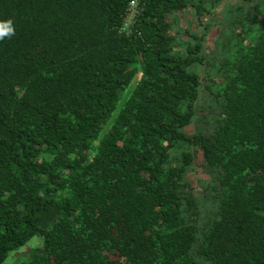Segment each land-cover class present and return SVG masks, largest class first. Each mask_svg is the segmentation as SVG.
I'll use <instances>...</instances> for the list:
<instances>
[{
    "label": "trees",
    "instance_id": "obj_1",
    "mask_svg": "<svg viewBox=\"0 0 264 264\" xmlns=\"http://www.w3.org/2000/svg\"><path fill=\"white\" fill-rule=\"evenodd\" d=\"M129 1L0 0V264H264V0Z\"/></svg>",
    "mask_w": 264,
    "mask_h": 264
},
{
    "label": "rangeland",
    "instance_id": "obj_2",
    "mask_svg": "<svg viewBox=\"0 0 264 264\" xmlns=\"http://www.w3.org/2000/svg\"><path fill=\"white\" fill-rule=\"evenodd\" d=\"M238 3L239 0H223L214 10L211 11L210 14H203V16L199 19V23L195 21L196 17L192 8H188L177 15L171 16L172 18L170 17L169 20L172 26V34L175 38H179V40L180 38L182 40H188V34H186L185 31H200L201 33H203L205 38L204 53L206 65H213L214 63H217L220 60L219 55L221 44L225 43V41L229 38V36L227 34H224V32L231 31L230 28L224 25L226 19L223 14L225 11L227 12L228 10H230L233 5ZM241 6H243V14L252 12L250 6H244L242 3ZM192 17H195V19H193ZM255 17L257 16L255 15ZM132 21V17L131 19L126 18V23L124 27L126 28L132 23ZM203 24L210 25L206 31L203 29ZM236 30H233V32H236ZM206 96L207 95L203 93V91H201L200 101L204 100L202 102H205ZM208 121V118L198 119L197 129L202 131L205 130V128L208 126ZM37 245H39V242L38 240H35L27 244L24 248L20 249L17 254H26L32 247H35ZM112 258L114 259V257ZM3 264H17L14 252L9 255V257Z\"/></svg>",
    "mask_w": 264,
    "mask_h": 264
},
{
    "label": "built area",
    "instance_id": "obj_3",
    "mask_svg": "<svg viewBox=\"0 0 264 264\" xmlns=\"http://www.w3.org/2000/svg\"><path fill=\"white\" fill-rule=\"evenodd\" d=\"M141 2H142V0H130L129 1L127 11H126V18L131 19V17H132V19L134 21L135 15H138L140 10L142 9ZM125 23H126V19H125Z\"/></svg>",
    "mask_w": 264,
    "mask_h": 264
},
{
    "label": "clouds",
    "instance_id": "obj_4",
    "mask_svg": "<svg viewBox=\"0 0 264 264\" xmlns=\"http://www.w3.org/2000/svg\"><path fill=\"white\" fill-rule=\"evenodd\" d=\"M14 28L11 26V21L6 24H0V40H3L5 37H11L14 35Z\"/></svg>",
    "mask_w": 264,
    "mask_h": 264
}]
</instances>
